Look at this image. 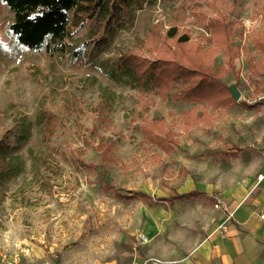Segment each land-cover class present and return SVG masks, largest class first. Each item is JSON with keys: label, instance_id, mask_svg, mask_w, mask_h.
Masks as SVG:
<instances>
[{"label": "rangeland", "instance_id": "rangeland-1", "mask_svg": "<svg viewBox=\"0 0 264 264\" xmlns=\"http://www.w3.org/2000/svg\"><path fill=\"white\" fill-rule=\"evenodd\" d=\"M128 2L97 33L73 25L65 53L51 55L18 41L0 0V264L140 260L147 230L170 221L164 199L226 171L223 155L264 149V0ZM220 11L234 21L230 51L215 42ZM197 50L201 74L166 59ZM204 69L240 97L186 94L204 88Z\"/></svg>", "mask_w": 264, "mask_h": 264}, {"label": "crops", "instance_id": "crops-1", "mask_svg": "<svg viewBox=\"0 0 264 264\" xmlns=\"http://www.w3.org/2000/svg\"><path fill=\"white\" fill-rule=\"evenodd\" d=\"M243 151L223 155L230 170L204 172V184L177 191L193 195L164 199L172 202L170 221L147 230L152 239L143 255L166 264H264V177H258L264 174V149ZM216 196L234 212L231 218L228 209L215 207Z\"/></svg>", "mask_w": 264, "mask_h": 264}, {"label": "trees", "instance_id": "trees-1", "mask_svg": "<svg viewBox=\"0 0 264 264\" xmlns=\"http://www.w3.org/2000/svg\"><path fill=\"white\" fill-rule=\"evenodd\" d=\"M9 8L14 12L13 21L10 24L12 31L15 33L18 41L33 49L40 50L45 48L51 55L63 54L66 51L67 38L71 34V27L88 25L92 23L94 27L91 29L97 33L99 27L102 26L104 21H111L119 16H123L127 8L129 7L128 0H3ZM209 7L221 8L225 6L226 0H207ZM264 13V5L261 8ZM220 16L216 18L212 28H214V35H217L215 42L221 49L230 51L227 47L228 36L232 32L234 21H228L226 13L220 11ZM233 20V19H231ZM171 37L177 36L176 27L171 28L169 31ZM187 34H180L177 36V42L185 44L188 42ZM214 42V41H213ZM214 42V43H215ZM256 42L264 50V37L258 36ZM214 52V49L204 51V68L205 56ZM203 54L196 51L195 54L188 53L178 55L172 52L171 58L167 60H174L176 65L193 71V74H201ZM120 70H132L135 76L141 81V75L137 74L138 70H135L128 62L127 57H122L119 63ZM188 70V71H189ZM140 73V72H139ZM143 80V78H142ZM197 84L204 86V88L190 87L186 91L188 95H199L204 98L216 99L218 104L225 103L229 100L228 97L232 96L229 86L220 80L215 74H209L204 69L203 80H198ZM216 86H219L222 93L215 94L214 90ZM227 93V94H225ZM213 101L215 102V100ZM213 114L206 113L204 110V117L211 118ZM194 191L185 193H179L172 196V198H178L186 195H193ZM168 199V198H167Z\"/></svg>", "mask_w": 264, "mask_h": 264}, {"label": "built area", "instance_id": "built-area-1", "mask_svg": "<svg viewBox=\"0 0 264 264\" xmlns=\"http://www.w3.org/2000/svg\"><path fill=\"white\" fill-rule=\"evenodd\" d=\"M260 179H262L264 177V174H259L258 176ZM215 207H223L225 209H228V205L226 203L223 202V200L221 199L220 196H216V202H215ZM234 215V212L232 210L228 209V218H231ZM222 227L225 228V225H222ZM141 239L143 241H147V236L146 235H141ZM25 254L26 255H30L31 253H29V249L25 250ZM21 260V255H18L16 257L15 260H8L9 264H14V263H19ZM167 261L163 260L159 257H151V258H145L142 260H133L131 262H127V263H114V264H166Z\"/></svg>", "mask_w": 264, "mask_h": 264}, {"label": "water", "instance_id": "water-1", "mask_svg": "<svg viewBox=\"0 0 264 264\" xmlns=\"http://www.w3.org/2000/svg\"><path fill=\"white\" fill-rule=\"evenodd\" d=\"M230 91H231L232 95L234 96V98H236V99H238L241 95L239 88L235 85L230 87Z\"/></svg>", "mask_w": 264, "mask_h": 264}]
</instances>
